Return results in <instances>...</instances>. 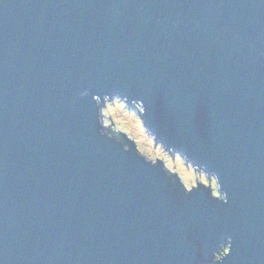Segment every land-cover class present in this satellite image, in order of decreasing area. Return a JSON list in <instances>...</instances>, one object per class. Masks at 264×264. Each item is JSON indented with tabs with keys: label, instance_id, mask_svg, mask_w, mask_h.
Wrapping results in <instances>:
<instances>
[{
	"label": "water",
	"instance_id": "95a60500",
	"mask_svg": "<svg viewBox=\"0 0 264 264\" xmlns=\"http://www.w3.org/2000/svg\"><path fill=\"white\" fill-rule=\"evenodd\" d=\"M0 264H264V0H0Z\"/></svg>",
	"mask_w": 264,
	"mask_h": 264
},
{
	"label": "rangeland",
	"instance_id": "374dc122",
	"mask_svg": "<svg viewBox=\"0 0 264 264\" xmlns=\"http://www.w3.org/2000/svg\"><path fill=\"white\" fill-rule=\"evenodd\" d=\"M135 108L139 111L138 105L128 108L119 99H114L113 102L106 100L101 106L102 123L103 125L109 124L110 119L113 125V127L109 125L111 129L126 133L134 141L137 149L144 157L152 161H154V158L161 160L167 171L176 173L187 189H190V186H195L198 182L207 185V182H205L207 178L204 173L197 172L195 169L193 172V167L187 164L180 156L177 154L170 155L160 144L154 143L152 136L146 131L136 114ZM211 184L214 193L217 195L214 179Z\"/></svg>",
	"mask_w": 264,
	"mask_h": 264
},
{
	"label": "trees",
	"instance_id": "16d2710c",
	"mask_svg": "<svg viewBox=\"0 0 264 264\" xmlns=\"http://www.w3.org/2000/svg\"><path fill=\"white\" fill-rule=\"evenodd\" d=\"M104 130L108 135L115 137L120 141L126 142L127 140H131V138H129L128 135L122 131H115V130L111 129L110 127H104ZM131 141H133V140H131ZM169 173L172 176H178L176 173H171V172H169Z\"/></svg>",
	"mask_w": 264,
	"mask_h": 264
},
{
	"label": "flooded vegetation",
	"instance_id": "af4514ba",
	"mask_svg": "<svg viewBox=\"0 0 264 264\" xmlns=\"http://www.w3.org/2000/svg\"><path fill=\"white\" fill-rule=\"evenodd\" d=\"M226 252H228V250H226ZM221 255H222V254H221ZM221 255H220V256H221ZM220 256H219L218 258H220Z\"/></svg>",
	"mask_w": 264,
	"mask_h": 264
},
{
	"label": "snow or ice",
	"instance_id": "6c2138e0",
	"mask_svg": "<svg viewBox=\"0 0 264 264\" xmlns=\"http://www.w3.org/2000/svg\"><path fill=\"white\" fill-rule=\"evenodd\" d=\"M122 106V105H121ZM205 182H207V181H205ZM225 203H227V201H225Z\"/></svg>",
	"mask_w": 264,
	"mask_h": 264
}]
</instances>
